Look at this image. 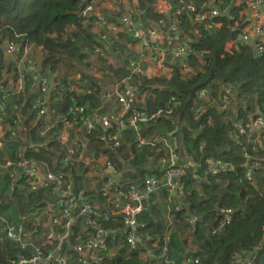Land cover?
<instances>
[{"label": "trees", "instance_id": "16d2710c", "mask_svg": "<svg viewBox=\"0 0 264 264\" xmlns=\"http://www.w3.org/2000/svg\"><path fill=\"white\" fill-rule=\"evenodd\" d=\"M92 0H0V35L2 38L14 41L23 49L26 45H34L42 48L46 52V57L41 64V69L53 74L55 58L80 62L89 54L95 53L96 49L105 50V46L111 49H126L127 44H133L138 39L134 38L133 32L136 30L129 26V32L119 33L112 36L110 33H102L101 36H91L89 24H82L79 12L86 4ZM175 7L176 0H171ZM187 3H194L199 8L207 0H185ZM264 1V0H263ZM139 10L135 16V25L138 22L151 23L157 26L158 31L164 38L165 47L168 46L167 55L175 48V44L170 46L169 39H173L177 44H187L191 56L182 64L177 63L169 78V82L163 84L159 79L148 80L131 73L127 68L123 74L113 73L119 79L131 76L130 82L138 89L144 101L138 105L145 108L149 114L164 108L168 100L174 104L173 119L178 126L175 138L179 141L180 150L185 157H191L199 162L200 180L196 182L192 179L190 169L181 178L185 185L184 194L186 202L182 205V211L174 213L171 218L166 217L167 195L163 190L159 197L151 195L143 203V211L137 217V233L145 243V251H150L152 255H141L145 251H135L127 244L121 235H110L106 241V249L98 253V260L95 264H180L183 259L182 235L179 234L177 226L185 220L189 224L190 234L197 240L198 250L203 258V264H240L235 263L231 257L237 253L244 258L250 247L261 241V233L264 228V178L260 174H253V181L246 180L247 171L243 166L241 144L237 143L234 136L239 129L249 122V115L258 112L264 118V52H257L252 47H238L230 52L225 50V45L233 39V33L229 27L231 21L221 17L217 19L220 25L218 28H208L205 24L196 25L185 11L174 19L173 9L167 19L160 13H156L155 0H138ZM174 20V26L170 22ZM143 24H141L142 27ZM140 33V32H139ZM105 37L103 39L102 37ZM85 41L86 46L83 42ZM123 42V43H122ZM0 40V44H1ZM124 44V45H123ZM140 62L137 58L127 61ZM202 62V63H201ZM129 67V66H128ZM190 68L194 72L184 75V69ZM46 76V75H45ZM66 83L63 81L59 89L49 93L48 100L51 101L49 108L55 113L53 120L38 121L30 132L28 143L35 142L44 146L38 152H26L24 161L45 162L46 157L42 153L48 147H60L59 135L62 128L61 119L65 118L71 123L67 129L69 141L74 142L77 129L84 127V119L91 118L97 110L101 108V101L104 89L99 86L89 88V92L83 97H77L69 92ZM230 87L228 93L230 100L237 106L235 119L229 120L224 117L215 105L204 102L200 95L204 91L211 101L217 99L218 92ZM5 98V91L0 90V103ZM117 105V103H116ZM6 111H8L7 99H5ZM30 107L27 105L26 108ZM84 109L79 115L78 121L74 114V109ZM145 111V112H146ZM37 113V109L34 111ZM48 113H46L47 115ZM130 117V113L127 115ZM43 118V117H42ZM2 123H7L9 131H15L14 121L10 116L4 117ZM180 125L182 126L180 128ZM45 126H52L46 137H39L40 130ZM165 127V128H164ZM145 130V139L155 136H166L172 131L170 121L165 117H159L153 122L144 123L141 126ZM7 132L4 136L3 149L6 158L12 163L20 162L19 153L23 146L20 140L12 137V133ZM181 132V133H180ZM99 126L85 134L89 145L92 147L97 138L107 136ZM122 138L118 139L120 147L110 148L115 154L109 151V162H113L118 168L122 167V160L118 158L122 154L131 162L133 173H127L122 180H128L129 186L125 184L124 191L138 187L133 185L132 180L137 182L148 175L149 168L158 166V151L149 147H139L135 141L136 136L132 130H124ZM128 138L129 140H126ZM125 140V141H124ZM98 141V140H97ZM127 144H122L126 142ZM33 144V143H32ZM202 146V153L197 151V147ZM227 152H223L224 150ZM241 151V156L240 152ZM51 156V155H50ZM209 158H220L233 164V169L226 172L225 176L213 178L204 173V161ZM152 159V161H150ZM50 160V158H47ZM151 162V163H150ZM68 166L69 164L66 163ZM148 166V167H147ZM65 167V165H63ZM66 167L65 169H67ZM64 169V170H65ZM53 171V170H52ZM63 171V170H62ZM53 173H55L53 171ZM104 175H102L103 177ZM160 179L159 171L151 173ZM25 179V178H24ZM64 180L68 181V177ZM23 183V181H20ZM84 176L79 180L74 179V190L79 191L85 188ZM71 185V184H68ZM26 191V190H25ZM24 191V192H25ZM41 192L30 193L27 197L21 198L22 202H27L28 206H34L39 213L43 206L41 202ZM94 194L89 195L92 198ZM100 205L105 204V199H98ZM25 204V207H28ZM171 210H175L178 201L174 200ZM232 216L230 225L226 226L222 234L212 236L211 231L215 229L224 219L225 215ZM196 223H192V219ZM113 219H116L114 222ZM97 226L104 231L119 230L123 228L121 217H106L96 219ZM79 228H72V236L67 244H64L60 254H66L73 258L72 262L79 260L80 256L73 251ZM93 234V231H92ZM0 264H9L12 259L31 256L30 247L18 250V245L6 238L4 232L0 233ZM5 237V238H4ZM31 242L35 246H41L43 256L51 253L49 245H42L36 242L31 236ZM225 249L220 256L219 250ZM5 249V250H4ZM3 250V251H1ZM114 255L112 254V251ZM264 251L262 246L261 252ZM158 258L149 259L152 256ZM194 256L196 254H193ZM262 255V254H261ZM187 256L193 257L191 254ZM218 257L217 262L215 259ZM168 261V262H166ZM241 264H243L241 262Z\"/></svg>", "mask_w": 264, "mask_h": 264}, {"label": "built area", "instance_id": "2783aa9c", "mask_svg": "<svg viewBox=\"0 0 264 264\" xmlns=\"http://www.w3.org/2000/svg\"><path fill=\"white\" fill-rule=\"evenodd\" d=\"M92 0L90 3L83 6L79 12V17L82 20V24H87L91 18H93L94 7ZM168 3V2H167ZM170 4V3H168ZM172 5V3H171ZM174 8V9H173ZM174 19L180 16L183 11L190 16L192 22L196 25L205 24L208 28H218L220 25L217 23V19L224 17L229 19L232 23L229 27L233 33V39L226 45H230V52L238 47H252L257 52H264V1L263 0H215V5H208V2H204L199 8L194 3H187L185 0H176L175 7L172 5ZM170 10V11H171ZM103 26H108V23L102 19L97 18ZM121 25L126 32H129L130 19L125 17L121 19ZM171 26H174V20L170 22ZM111 31H117L120 26L115 25L108 27ZM157 30L148 32L147 37L139 31L133 32L134 38L142 42L144 51L153 53L152 60L157 64V69L161 71H169L171 74L173 67L177 63H184L187 58L191 56L189 52V46L185 43L177 44L173 39H169V45L175 48L170 50V54L167 55L169 49L165 46L163 50H160L156 46L150 44L149 38L156 36ZM160 33V32H159ZM105 39V37H102ZM27 47V45L25 46ZM24 47V48H25ZM7 52L14 54L16 52V43L11 41L8 44ZM143 55V54H142ZM128 68L131 73L146 78V72L139 62L130 61ZM131 76L121 78L114 87L112 92L105 94L106 98H114L115 102L120 108V115H111L107 117L96 116L95 114L88 119H84V127L82 128L84 134H87L95 127L99 126L105 133H109L104 136V141L109 148L118 149L120 147L118 139L124 130H132L136 136L137 146L149 147L156 149L160 155L163 149H166L168 156L158 157V168L153 166L149 168L148 175L144 179H140L138 182L132 180L133 185H138L127 191L123 189L128 184V180H122V177L127 173H133L131 169V162L128 158H124L121 155L118 156L122 160V167L118 168L113 162H107L102 166L101 176L96 179L94 188L89 189L85 184V188L79 191L74 190V186L68 185L66 181L60 176H57L48 167L47 168V184L46 187L52 191H56L60 194L61 200L58 213L51 217L50 226L44 233L42 245H49L52 249L51 253L47 256H43L41 246H35L31 242V236L25 237L23 231L20 228H13L6 225L4 234L7 239L18 245V250H22L26 247H30L31 256L28 258H18L9 261V264H69L66 261H70L69 256L66 254H60V251L64 244L70 241L72 236V228H79L80 224H84L81 229L82 232L78 233L76 241L77 245L74 246L73 251L80 256L76 262L71 264H95L100 258L98 253L101 250L106 249L107 238L112 236L121 235L125 238L127 244L134 248L135 251H145V241L140 238L137 233L138 224L137 217L141 215L143 211V203L155 192L162 188L167 195L166 204V217L171 218L174 213L182 211V205L186 202L187 198L184 194V183L182 177L190 169L192 179L199 182L200 176L198 168H200L199 162L193 158L184 157L180 150L179 141L175 138V134L178 132V126L173 119V107L174 104L171 100H168L164 108H160L157 112L149 114L145 108H139L138 105L144 101L143 95L140 96L138 89L130 82ZM169 82V79L163 80V84ZM23 87V82L20 80L17 83L16 89L20 92ZM39 90L42 95L47 94L48 85L45 83L39 84ZM0 90H4V86L0 85ZM231 93L228 86L219 91L217 99L210 100V97L206 92H202L200 97L206 103H211L217 106V109L224 114L229 120L235 119L234 116H230L229 113H235V107L230 106ZM48 98V97H47ZM5 98L0 103V122L7 116ZM51 101L40 98L36 104L38 115L42 118L46 116L47 107ZM232 102V101H231ZM146 111V112H145ZM84 112L83 108L78 110L79 115ZM130 113V117L127 115ZM165 116L173 127L172 131L167 132L166 136H155L149 139H145V130L141 128L144 123H150L159 117ZM249 122L244 124L238 131V134L234 136L237 143L241 144L242 155L244 158L243 166L246 168L247 176L246 180L253 181V174H260L264 178V118L258 113L254 112L249 116ZM62 128L60 130L59 142L61 143L62 151L66 152L68 157H74L76 150H68V139L64 137L67 129L71 127V123L65 118L61 119ZM52 126H45L40 130L39 137H46L47 132ZM121 133V134H120ZM14 135V133H13ZM86 139V137L84 138ZM85 149V140L81 141L78 145ZM2 142L0 140V148ZM43 147V146H42ZM41 147V148H42ZM113 150V149H112ZM202 146L197 147V151L202 153ZM241 156V151L239 152ZM152 161V159H150ZM151 163V162H150ZM27 162L21 160L18 163L7 162L5 169L9 170V178H16V169L25 168ZM204 173L206 176L217 178V176H225L226 172L233 169V164L229 161H224L220 158H209L204 161L203 164ZM159 171L161 174L160 179L151 176V173ZM102 175H104L102 177ZM33 173L31 171L24 172L23 178L27 180H33ZM94 194L92 198L89 195ZM102 197L105 199V204L100 205L98 199ZM96 199V201H95ZM178 201V205L175 210H171L173 201ZM103 207L105 209H103ZM106 217H121L123 219V228L119 230L104 231L97 226L96 219ZM232 216L230 214L225 215V219L211 231L212 236H218L222 234L226 226L230 225ZM114 222L116 219H113ZM4 223L5 221L2 220ZM192 223H196V219H192ZM80 229V228H79ZM93 231V234H92ZM84 232L91 234L88 239L85 237ZM261 241L250 247L249 251L245 254L244 258L241 255L235 253L231 259L235 263L243 264H258V260L261 256L262 246H264V228L261 233ZM58 250L56 257L53 253ZM114 253L113 250L111 251ZM146 253L151 254L150 251H145L141 255ZM168 262V261H166ZM180 264H201L200 258L186 257L182 259Z\"/></svg>", "mask_w": 264, "mask_h": 264}, {"label": "crops", "instance_id": "0c3cea01", "mask_svg": "<svg viewBox=\"0 0 264 264\" xmlns=\"http://www.w3.org/2000/svg\"><path fill=\"white\" fill-rule=\"evenodd\" d=\"M207 2L209 6L215 5V0H207ZM171 3V0H155L154 10L156 13L163 15V19H167L170 15ZM93 7V18L89 24L91 36H101L102 33L108 32L116 37L119 33H127L120 22L125 17L130 19V26L145 37H147L148 32L154 29L157 30V26L151 23L138 22L135 25V16L139 10L138 0H95ZM97 18L104 19L108 23V26H103L98 22ZM141 24H143L142 27ZM115 25L120 26L117 31H111L108 28ZM0 40L2 42L0 44V85L4 86L5 97L7 99L9 111L7 116H10L16 121L14 135L12 130L9 131L10 128L7 123L3 124L2 121L0 122V140L2 142V147L0 148V233L4 232L6 225H9L13 228H20L25 237L32 235L36 242H42L44 233L51 228V217L58 213L61 200L58 192L46 187L47 168L49 167L57 176H61L63 179L68 177V181H65L71 185H74V179L79 180L84 176L86 185L89 189H92L94 188L96 179L101 176L102 166L109 158V151L113 154L115 153L107 146L102 137L97 138L98 141L91 142L93 144L92 147L88 146L87 149L86 147L85 149L79 147L78 145L81 141L85 140L86 145H89L90 141L84 139L85 134L82 129H77V132L80 134L75 133L74 142L68 144V150L74 148L76 150L74 157H68L66 152L62 151L61 148L54 146L48 147V149L46 148L42 152L46 157L45 162L38 163L31 160L27 162L25 168L16 169V178L10 179L9 170L5 169L6 163L11 162L6 158V153L3 149L5 134L9 131L12 133V137L20 140L23 145L19 153L20 161L24 160L26 152L40 153L39 151L44 149V146L42 147L39 143L27 142L30 132L38 121H49V119L52 121L55 115L48 105V114L41 118L38 112H34L36 109L35 104L44 96L48 100L49 93L58 90L59 85L63 81L66 83L68 91L74 93L79 98L86 95L89 92V88L93 87L92 85H97L101 89H104L105 92H103L101 108L95 112V115L107 117L110 116L109 114L118 116L121 113L119 106L116 105L115 99L112 97L106 98L105 94L112 92L118 82L119 77L115 78L113 73L121 72L123 74L128 68L126 63L129 59L137 58L142 62L141 65L146 72V78L148 80L159 79L163 81L169 79L171 74L169 71L157 69V64L152 60L153 53L144 51L140 40L133 44H127V48L123 50L118 48L111 49V46L106 45V51L96 49L94 51L95 53L89 54L80 62L56 57L54 60L56 64L53 67V74L41 69V64L47 56L42 48L27 45V47L21 49L20 45L16 44V52L10 54L7 52V47L11 41L2 38V35H0ZM149 41L152 46L163 50L165 42L161 33L158 32L156 36L150 37ZM80 42H83L86 46L87 42L82 40ZM166 48L168 49V46ZM229 48L230 45H226V50H229ZM186 69H188L189 73H193L189 68ZM20 80L23 82V87L19 92L16 87ZM41 83L48 85V92L45 95L40 93L39 84ZM27 105H30V107L26 108ZM64 137L69 141V133H65ZM122 137L121 134L119 139ZM125 139L129 140L128 138ZM122 144H127V141L122 142ZM47 158H50V160H47ZM66 163L69 165L67 166ZM66 167L68 168L65 169ZM27 171L33 173V180L23 178L24 172L26 173ZM20 181H23V183H20ZM31 192L42 193L40 204L43 206V209L39 213H37L34 206H28L27 202L21 201L23 195L27 197ZM156 196L159 197V193L156 192ZM24 203L28 207H25ZM2 220L5 222L3 223ZM83 225L80 224L79 233L82 232L81 227ZM84 234L87 237L86 239L92 236L87 232H84ZM198 249L196 243L190 247L189 251L191 254H196L199 252ZM260 253L263 254L264 251ZM147 255L150 254L146 253L143 256ZM22 258L26 259V257ZM152 258L158 260L154 255Z\"/></svg>", "mask_w": 264, "mask_h": 264}, {"label": "rangeland", "instance_id": "374dc122", "mask_svg": "<svg viewBox=\"0 0 264 264\" xmlns=\"http://www.w3.org/2000/svg\"><path fill=\"white\" fill-rule=\"evenodd\" d=\"M202 63V62H201ZM189 70L190 71H192V72H194V70L193 69H190L189 68ZM184 75H188V74H191V73H189V71H188V69H184ZM237 101H238V99L236 98L235 99V102H228V104L230 105V106H237ZM215 107H217L216 105H215ZM250 116V115H249ZM182 126L180 125V128H181ZM165 128V127H164ZM181 133V132H180ZM224 153L225 152H227V150L225 149L224 151H223ZM160 157H166V156H168V152L166 151V149H163V152L162 153H160V155H159ZM184 156V155H183ZM185 157V156H184ZM187 158H189V157H187ZM148 167V166H147ZM148 172H149V170H148ZM129 186V185H128ZM185 188V187H184ZM128 190V189H127ZM163 191V189L162 188H159V192L161 193ZM58 204V203H57ZM177 229L179 230V234H181L182 236V240L184 241V243H183V254L185 255L184 256V258H186V257H190V256H187L188 254H191V252L189 251V249H190V247L191 246H193L194 244H196L197 243V240L195 239V237L193 236V234H190V231H189V224H188V222L185 220L183 223H180L178 226H177ZM198 245V244H197ZM5 250V249H4ZM1 251H3V250H1ZM224 251H225V249H223V248H221L220 250H219V255L221 256L223 253H224ZM113 255H114V253H113ZM192 256H193V258H200V260H201V264H203V259H202V257L203 258H205L203 255H201L199 252L198 253H196V255L194 256L193 254H191ZM202 256V257H201ZM183 258V259H184ZM69 259H70V261H66L67 263H69V264H71V262L73 261V258L71 257V256H69ZM149 259H154V258H152V257H150ZM156 260V259H155ZM181 260V259H180ZM217 260H218V257L215 259V262H217ZM158 264V263H157Z\"/></svg>", "mask_w": 264, "mask_h": 264}, {"label": "water", "instance_id": "95a60500", "mask_svg": "<svg viewBox=\"0 0 264 264\" xmlns=\"http://www.w3.org/2000/svg\"><path fill=\"white\" fill-rule=\"evenodd\" d=\"M141 36H142V34H141ZM74 114H75V117H76V121H78L79 113H78L77 109H74ZM103 209H105V208L103 207ZM57 254H58V250L53 253V256L56 257ZM46 264H50V263L47 262ZM258 264H264V253L261 255V257H260V259L258 261Z\"/></svg>", "mask_w": 264, "mask_h": 264}]
</instances>
